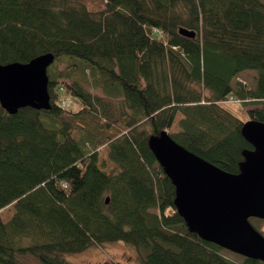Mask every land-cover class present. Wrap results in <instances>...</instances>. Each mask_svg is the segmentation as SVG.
Here are the masks:
<instances>
[{
    "label": "trees",
    "instance_id": "trees-1",
    "mask_svg": "<svg viewBox=\"0 0 264 264\" xmlns=\"http://www.w3.org/2000/svg\"><path fill=\"white\" fill-rule=\"evenodd\" d=\"M46 53L51 108L0 104V264H72L113 242L140 264H264L191 231L149 146L167 131L240 172L254 147L224 104L264 122V0H0V64Z\"/></svg>",
    "mask_w": 264,
    "mask_h": 264
},
{
    "label": "water",
    "instance_id": "water-1",
    "mask_svg": "<svg viewBox=\"0 0 264 264\" xmlns=\"http://www.w3.org/2000/svg\"><path fill=\"white\" fill-rule=\"evenodd\" d=\"M180 33L196 36L195 31ZM55 57L0 64V104L11 114L24 107L50 109L48 68ZM254 147L243 152L239 173H230L175 141L167 131L149 146L176 187L175 205L191 231L233 253L264 262V235L250 218L264 220V122L242 128ZM109 201V200H108Z\"/></svg>",
    "mask_w": 264,
    "mask_h": 264
},
{
    "label": "rangeland",
    "instance_id": "rangeland-1",
    "mask_svg": "<svg viewBox=\"0 0 264 264\" xmlns=\"http://www.w3.org/2000/svg\"><path fill=\"white\" fill-rule=\"evenodd\" d=\"M72 60V59H71ZM71 60H66L71 62ZM66 62L61 61L59 63V69H64L66 67ZM257 72L254 70H247L239 75V80L243 81L249 88H252L256 84ZM85 79H87V88L97 94H101L102 91L97 88L92 87V77L89 72H86ZM70 103V102H68ZM227 109L232 111L243 121H248L250 119L249 113L244 109L242 103L240 102H227L224 104ZM72 107V105H68ZM12 211H5L3 217L5 220L9 219ZM254 223L259 224L257 221L253 220ZM261 224V221H260ZM259 224V225H260ZM260 228L259 226H257ZM264 230V226L262 227ZM226 255L231 259L238 260L239 254L233 253L231 251H225ZM68 260L72 264H140L138 250L125 242H113L105 243L99 246H92L88 250L75 254H68Z\"/></svg>",
    "mask_w": 264,
    "mask_h": 264
},
{
    "label": "built area",
    "instance_id": "built-area-1",
    "mask_svg": "<svg viewBox=\"0 0 264 264\" xmlns=\"http://www.w3.org/2000/svg\"><path fill=\"white\" fill-rule=\"evenodd\" d=\"M65 103V102H64Z\"/></svg>",
    "mask_w": 264,
    "mask_h": 264
}]
</instances>
